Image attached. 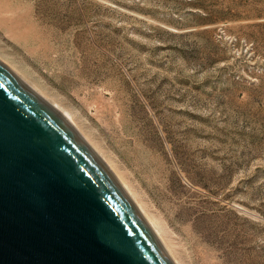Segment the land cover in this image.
<instances>
[{"label": "rangeland", "instance_id": "rangeland-1", "mask_svg": "<svg viewBox=\"0 0 264 264\" xmlns=\"http://www.w3.org/2000/svg\"><path fill=\"white\" fill-rule=\"evenodd\" d=\"M0 58L114 163L179 264H264V0H0Z\"/></svg>", "mask_w": 264, "mask_h": 264}, {"label": "water", "instance_id": "water-1", "mask_svg": "<svg viewBox=\"0 0 264 264\" xmlns=\"http://www.w3.org/2000/svg\"><path fill=\"white\" fill-rule=\"evenodd\" d=\"M0 264H174L105 162L1 62Z\"/></svg>", "mask_w": 264, "mask_h": 264}, {"label": "bare ground", "instance_id": "bare-ground-1", "mask_svg": "<svg viewBox=\"0 0 264 264\" xmlns=\"http://www.w3.org/2000/svg\"><path fill=\"white\" fill-rule=\"evenodd\" d=\"M0 62L3 63L7 68H9L14 74H16L20 79L21 76H19L15 71H13V69L6 64L2 58H0ZM22 80V79H21ZM23 81V80H22ZM24 82V81H23ZM26 82V81H25ZM24 82V83H25ZM26 84V83H25ZM35 93H37L41 98H43L45 101H47L51 106H53L56 110H58L67 120L68 122L75 128V130L81 135V137L89 144V146L98 154V156L105 162V164L108 166V168L111 170V172L114 174V176L116 177V179L119 181V183L121 184V186L123 187V189L126 191V193L128 194V196L131 198V200L134 202V204L137 206V208L139 209V211L141 212V214L143 215V217L145 218V220L147 221V223L149 224V226L151 227V229L153 230V232L155 233V235L157 236V238L159 239V241L161 242V244L163 245V247L165 248V250L167 251V253L169 254V256L171 257V259L173 260L174 264H179L178 261L175 259V256L173 255L172 251L169 249V247L165 244V242L163 241L162 237H161V231L158 229L159 225L156 219H154L153 217H149L148 215H146V213L144 212L143 207L141 206L140 201L138 200V197L136 196L135 192L132 190V188L129 186V183H127V181L125 180V178L123 177V175L114 167V163L113 162H109V160L106 158V156H104L103 152L100 151V148L98 146L95 145V143L93 144L91 141L87 140L84 136L83 133L81 132V128H79V126H77V124L72 120V118L68 115V113H66L64 111V109H62L60 106H58L57 104L53 103L52 101H50V99H48L46 96H44L41 92L37 91L35 88H33L31 85L27 84ZM81 129V130H80ZM87 137V136H86ZM91 138V137H89Z\"/></svg>", "mask_w": 264, "mask_h": 264}]
</instances>
